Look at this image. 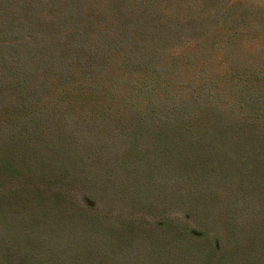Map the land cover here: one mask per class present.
I'll use <instances>...</instances> for the list:
<instances>
[{"label":"rangeland","instance_id":"rangeland-1","mask_svg":"<svg viewBox=\"0 0 264 264\" xmlns=\"http://www.w3.org/2000/svg\"><path fill=\"white\" fill-rule=\"evenodd\" d=\"M0 264H264V0H0Z\"/></svg>","mask_w":264,"mask_h":264}]
</instances>
